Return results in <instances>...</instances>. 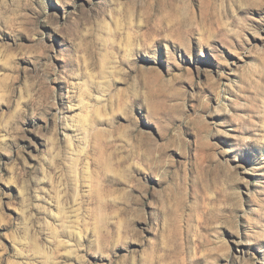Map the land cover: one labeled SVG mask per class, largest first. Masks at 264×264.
<instances>
[{
	"label": "rangeland",
	"instance_id": "rangeland-1",
	"mask_svg": "<svg viewBox=\"0 0 264 264\" xmlns=\"http://www.w3.org/2000/svg\"><path fill=\"white\" fill-rule=\"evenodd\" d=\"M0 264H264V0H0Z\"/></svg>",
	"mask_w": 264,
	"mask_h": 264
}]
</instances>
